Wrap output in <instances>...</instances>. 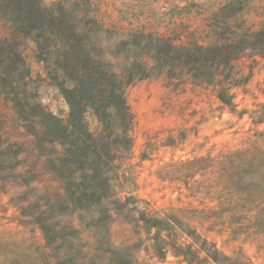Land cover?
<instances>
[{"label":"trees","instance_id":"1","mask_svg":"<svg viewBox=\"0 0 264 264\" xmlns=\"http://www.w3.org/2000/svg\"><path fill=\"white\" fill-rule=\"evenodd\" d=\"M92 5V0H59L53 6L43 0H0V196L19 189L8 204L20 224L35 225L46 246L62 251L56 264H100L96 257L107 264H136L131 246L116 248L106 236L115 216L145 228L159 257L171 252L188 264H209V259L225 264L206 240L195 247L196 230L174 214H160L133 194L118 193L117 187L128 181L122 164L133 146L134 116L125 89L154 69L168 77L185 73L209 86L234 111L232 89L251 74L250 69L248 75H236L235 64L245 57L264 58V23L253 28L241 15L243 1L230 0L210 17L213 36L206 43H177L170 36L140 32L135 46L152 50V64L137 59L122 75L94 52L89 32L102 30L103 22L91 12ZM26 38L33 41L46 78L68 106L65 118L39 97L23 54ZM258 105L249 113L255 125L264 122V104ZM254 136L251 146L223 153L219 168L226 198L257 202L258 213L264 211V132ZM67 217H75L77 224ZM82 229L94 230L92 248L102 256L84 249ZM184 233L193 241L183 239Z\"/></svg>","mask_w":264,"mask_h":264},{"label":"rangeland","instance_id":"2","mask_svg":"<svg viewBox=\"0 0 264 264\" xmlns=\"http://www.w3.org/2000/svg\"><path fill=\"white\" fill-rule=\"evenodd\" d=\"M58 1L43 0L47 6ZM228 1L92 0L91 12L103 22L102 30L89 32L94 52L122 75L137 59H148L152 64V50L135 46L138 33L170 36L177 43H206L213 36L210 17ZM242 1L245 8L241 15L253 28L260 27L264 0ZM23 54L42 103L65 118L68 106L59 89L46 78L30 38L23 41ZM250 69L247 82L232 89L237 104L234 111L209 86L194 82L185 73L168 77L154 69L147 77L134 78L125 89L134 116L133 146L122 164L128 181L117 187L118 193L133 194L160 214H174L186 228L196 230L195 247L206 240L225 264H264V211L257 213V202L226 198L219 168L223 153L251 146L255 132H264V122L255 125L249 116L258 104H264V58L257 56L252 61L245 57L235 64L234 72L248 75ZM244 109L248 111L240 117L238 112ZM88 119L96 127L91 115ZM18 190L13 187L0 196V264H56L62 251L55 253L46 246L35 225L20 224L16 209L8 204L9 196ZM68 218L77 224L75 217ZM106 236L116 248L131 246L136 264H188L171 252L157 256L146 229H138L122 216L110 220ZM81 238L91 256H102L92 248L96 239L93 229H82ZM183 239L193 241L186 233ZM96 261L108 263L104 257H96ZM209 264L217 263L209 259Z\"/></svg>","mask_w":264,"mask_h":264}]
</instances>
